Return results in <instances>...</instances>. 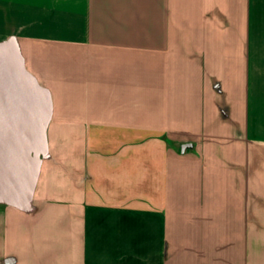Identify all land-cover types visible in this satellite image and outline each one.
Segmentation results:
<instances>
[{
  "label": "crops",
  "instance_id": "obj_1",
  "mask_svg": "<svg viewBox=\"0 0 264 264\" xmlns=\"http://www.w3.org/2000/svg\"><path fill=\"white\" fill-rule=\"evenodd\" d=\"M10 38L52 115L0 264H264V0H0Z\"/></svg>",
  "mask_w": 264,
  "mask_h": 264
},
{
  "label": "water",
  "instance_id": "obj_2",
  "mask_svg": "<svg viewBox=\"0 0 264 264\" xmlns=\"http://www.w3.org/2000/svg\"><path fill=\"white\" fill-rule=\"evenodd\" d=\"M51 115L50 92L26 69L16 39L0 42V205L31 206Z\"/></svg>",
  "mask_w": 264,
  "mask_h": 264
}]
</instances>
